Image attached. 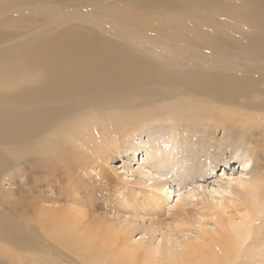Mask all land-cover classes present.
I'll return each instance as SVG.
<instances>
[{
	"label": "rangeland",
	"instance_id": "1",
	"mask_svg": "<svg viewBox=\"0 0 264 264\" xmlns=\"http://www.w3.org/2000/svg\"><path fill=\"white\" fill-rule=\"evenodd\" d=\"M263 3L0 0V62L4 51L13 57L17 52L14 48L22 45L37 51L33 69L20 68L14 82L0 86L1 98L17 96L18 82L32 78L44 81L46 76L56 82L59 79L52 71L69 73L60 57L54 67L47 62L48 67L43 69L44 54L35 45L46 34L51 37L48 46L56 45L58 49L57 37L72 35L80 45L76 58L86 66H91V58L84 56L92 51L102 55L109 69L127 66L139 70L146 80L131 84L134 91L127 94L129 99L136 100L138 93L153 88H157L158 95L155 107L129 106L123 112L128 119L107 121L90 133L86 127L96 115L108 110L109 104L102 97H94L91 103L79 105L76 112L66 113L62 111L66 99L54 97L48 107L58 120L36 140L0 141V216L11 220L0 223V264H85L72 248L61 243L53 247L46 235L51 232L29 220V210H36L39 218V207L67 212L74 209L95 231H126L130 246L143 247L140 264L150 261V249L170 252L180 250L177 241L202 243L201 239L207 237L205 231L214 225L222 227L229 217L237 215V209L245 203L243 194L234 195L243 186L237 180H264ZM215 33L224 34L223 39L233 44L226 51L212 47ZM246 39L257 45H242ZM0 76L8 78L3 72ZM193 76L197 82L191 81ZM213 92H218L220 98L213 97ZM4 106L18 112L25 110L24 99L0 103ZM38 140L39 151L31 158L27 148ZM173 140L177 144L173 147L189 161L182 174L188 176L183 183L174 179V172L165 164L157 168L151 163L155 153L166 158ZM250 150L256 155L248 176H242L241 171H247L242 170L241 162L251 155ZM192 157L198 164H190ZM46 165L60 174L73 171V182L68 181V175L61 181L68 199L56 201L58 184L51 187L54 172L45 169ZM81 165L88 168L78 171ZM160 176L167 187L159 195L164 200L157 207L158 193L151 186L152 179ZM30 180L34 196L45 199L35 207L29 200ZM50 237L54 238L52 233ZM259 243L255 254H261V258L254 264H264V229Z\"/></svg>",
	"mask_w": 264,
	"mask_h": 264
},
{
	"label": "bare ground",
	"instance_id": "2",
	"mask_svg": "<svg viewBox=\"0 0 264 264\" xmlns=\"http://www.w3.org/2000/svg\"><path fill=\"white\" fill-rule=\"evenodd\" d=\"M214 37L211 38L214 40L212 47L219 48V50L226 51L227 47L233 44L228 38L223 39L224 34L222 33H215ZM49 40H51L49 34L40 36L35 45V48L44 54L43 69L45 70L48 67L46 65L47 62L50 63L49 66L54 67L53 65L56 64V59L60 57L63 59L65 68L69 73L63 74L60 70L52 71L59 79L56 82L49 76H46V80L44 81L38 78H32L18 82L17 88L19 89V93L17 96L10 98L0 97V103H11L13 100L24 99L25 107L24 112L11 110L5 106L0 107L1 142L22 143L36 140L39 133L45 131L58 120L56 113L48 107V101L54 97L66 99L64 100V106L62 108V111L67 110L66 113L76 112V108L79 105L91 103V98L94 97H102V101L109 104L108 110L103 111L104 113H100L99 116L96 115L97 117L95 116L92 122L86 127L89 133L93 132L98 125L106 124L107 121L118 123L121 119L127 118L123 112L129 106L150 105L153 108L158 103L157 88L148 90V93H138L136 100H131L129 99L130 97H127L128 93L134 91L131 84L146 80L143 77L144 75L139 74V70L135 71V68L130 69L127 66H121L113 70L109 69L102 60V55L93 53L92 51H88L84 56V59L91 58V66H86L81 60L76 58V54L80 50V45H78L72 35L63 34L57 37V43L60 49L56 45L49 47ZM242 45L253 48L257 43L253 40L246 39L243 40ZM14 50L17 52H13V57L9 51H4L1 56L0 72L7 74L8 78L3 80L5 78L2 79L0 76V86L14 82L17 79L16 72L20 68L33 69V62L37 59V51L32 47L22 45L19 48H14ZM256 52L249 51L248 53ZM262 55H264V51ZM163 74L165 75L166 73L163 72ZM190 79L192 82L198 81L195 76ZM212 96L220 98L218 92H213ZM137 118H135V122ZM73 125L77 124L75 123ZM117 127L119 126L117 125ZM174 144L176 143L173 140V145L165 153L166 158L162 153H155L151 159V163H155L157 168L165 164L170 172H174V179L178 182L182 180L183 183L188 176L186 175L185 178L182 177V174L186 172V165L189 164V161L185 157V154L180 152L179 148L173 147ZM39 145L40 140L31 145L30 148H27L28 155L31 158L36 156L39 151ZM145 152L147 153L149 151L146 149ZM250 152L251 155L244 158L241 162L242 170L247 171L246 174L241 171L242 176H248L247 174L252 159L256 155L254 151L250 150ZM82 160H84V157H82ZM191 160L192 162L190 164H198L195 157H192ZM33 166L36 167L37 164ZM38 166H40V163ZM47 166H45V169H50L48 171L53 169V167ZM211 166L215 169L214 165L211 164ZM86 168H88V165H81L76 169L79 171ZM33 172L35 171H31V176H33ZM53 172L54 174L52 173L51 175L53 180L50 179V184L51 187H56L53 185L58 184L56 201L60 202L63 199H68V196L65 195L61 188V181L62 178L68 175V181L73 182V171L65 175L60 174L58 169L55 168ZM182 178L185 179L183 180ZM152 181L153 185L151 188L154 192L158 193L155 205L159 207L161 201L164 200V197L159 195L163 194L167 183L162 180L161 176L152 179ZM237 181L242 183L243 186L234 195L239 197V195L243 194L245 202L243 206L237 209V215L229 217L224 226L218 227L214 225L213 228L205 231L204 234L207 237L201 239L202 243H199V240L191 243L177 241L180 250H171L170 252V249L161 251L158 248H155V251L150 249L148 255L150 261L146 262L144 260L143 264H254L258 262L261 254L258 253L256 256L255 253L260 247L259 241H261L262 230L264 229V180L256 181L252 178H239ZM29 182L31 185V188L29 187V200L32 207H35L45 199L43 200L42 196H34L33 190L35 187L32 186L33 181L30 180ZM74 191H76L75 188ZM231 195H233V192ZM152 201L154 202V200ZM231 202L234 205L236 203L234 199ZM181 207L184 206L181 205ZM37 211H39L38 219L35 215L36 210L28 211L29 220L31 222L36 221L40 226H44L53 234L54 238L50 237L51 233L46 234L49 237V240L46 238L47 241L53 247H59L58 243H61L72 248L76 254L74 255L76 257L78 256L85 264H140L138 257L141 256L143 247L140 245L136 246L135 244L133 247L132 245L130 246L128 244L129 239L125 238L127 236L126 231H116L115 234H112L109 228H102L101 230L95 231L93 229L94 226L92 227L90 222L87 223L84 221L85 216L80 217L74 209H70L67 212L64 209L47 210L45 207H39ZM9 222L11 220L8 216H0V223L6 224ZM3 232H1V235ZM121 248L126 250L123 251ZM125 254L130 255L126 257ZM49 258L53 257L49 256Z\"/></svg>",
	"mask_w": 264,
	"mask_h": 264
}]
</instances>
